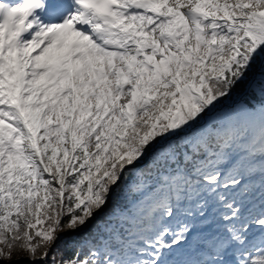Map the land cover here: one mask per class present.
<instances>
[{"label":"snow or ice","instance_id":"6c2138e0","mask_svg":"<svg viewBox=\"0 0 264 264\" xmlns=\"http://www.w3.org/2000/svg\"><path fill=\"white\" fill-rule=\"evenodd\" d=\"M0 264H264V0H0Z\"/></svg>","mask_w":264,"mask_h":264}]
</instances>
